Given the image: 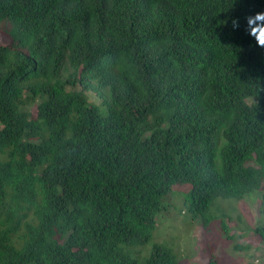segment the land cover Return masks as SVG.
<instances>
[{"label":"trees","instance_id":"1","mask_svg":"<svg viewBox=\"0 0 264 264\" xmlns=\"http://www.w3.org/2000/svg\"><path fill=\"white\" fill-rule=\"evenodd\" d=\"M257 12L264 0H0V264H183L150 243L174 185L191 184L204 230L218 198L264 201ZM252 235L264 243V224Z\"/></svg>","mask_w":264,"mask_h":264},{"label":"rangeland","instance_id":"2","mask_svg":"<svg viewBox=\"0 0 264 264\" xmlns=\"http://www.w3.org/2000/svg\"><path fill=\"white\" fill-rule=\"evenodd\" d=\"M6 42L0 29V43ZM190 190L187 182L173 186L164 199L167 204L157 217L150 243L168 244L183 264H264V243L260 236L252 235L257 224H264L261 189L248 193L246 201L218 198L211 209L214 218L205 230L192 219ZM237 243L243 247H236Z\"/></svg>","mask_w":264,"mask_h":264},{"label":"clouds","instance_id":"3","mask_svg":"<svg viewBox=\"0 0 264 264\" xmlns=\"http://www.w3.org/2000/svg\"><path fill=\"white\" fill-rule=\"evenodd\" d=\"M247 24L250 26V34L255 35L260 45H264V12H257L255 16H249Z\"/></svg>","mask_w":264,"mask_h":264}]
</instances>
